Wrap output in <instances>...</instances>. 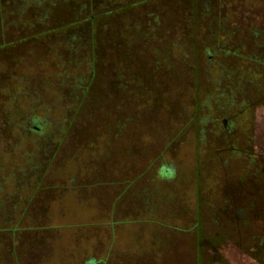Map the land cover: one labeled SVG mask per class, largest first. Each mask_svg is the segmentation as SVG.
<instances>
[{
  "label": "rangeland",
  "instance_id": "obj_1",
  "mask_svg": "<svg viewBox=\"0 0 264 264\" xmlns=\"http://www.w3.org/2000/svg\"><path fill=\"white\" fill-rule=\"evenodd\" d=\"M43 8L38 23L30 8L22 23L0 18V264H264V214L249 213L252 188L228 183L264 132V76L222 75L227 58L212 66L206 49L219 18L262 20L264 0ZM90 8L108 13L77 22ZM224 77L249 81L237 108Z\"/></svg>",
  "mask_w": 264,
  "mask_h": 264
},
{
  "label": "flooded vegetation",
  "instance_id": "obj_2",
  "mask_svg": "<svg viewBox=\"0 0 264 264\" xmlns=\"http://www.w3.org/2000/svg\"><path fill=\"white\" fill-rule=\"evenodd\" d=\"M239 11V13H242V6L234 10ZM259 11V10H258ZM257 16H255V19H250L249 16H246V19H234L231 21H225L222 19H218L215 24V29H213L212 33H209L210 36H213L216 38V42L212 44V47H207V52H210L208 56V61L212 64V66L215 65L216 62H213L214 59L219 60L220 57H224L226 60V63L223 65L224 71L222 75L229 76L231 68L234 70L236 69V66H238V70L240 71V75L247 71L248 74L243 75H249L250 76H264V18L262 20H258L257 17L261 16L262 13H258ZM264 11L261 9V12ZM240 15V14H239ZM264 16V12H263ZM188 28L193 29V23L194 22H188ZM211 23L208 24L207 29H210ZM255 39V43L253 46L252 56H248L249 53V46H247L244 42L245 39ZM215 40V39H214ZM228 57L233 58V62L229 61ZM229 64H228V63ZM244 62H248L244 63ZM233 64L234 66L232 67ZM219 62L217 63V66H220ZM264 81V78L262 79ZM245 82H249L248 79H243L240 83H236L235 80H229V78H222L220 81V91L222 92L221 96H223V99L225 101V105L230 108H237L239 107L237 102H242V92L244 90ZM264 88V87H263ZM239 94V96H238ZM246 107V105H244ZM236 113L234 114H228L225 115L222 118V130L226 131V135H231L235 133L237 130H235V126L238 124L236 123ZM262 120V119H261ZM38 121V119H37ZM30 123L27 121L25 123L24 131L25 130H38L39 127L37 125V122L32 119ZM264 132H257L255 134L254 140V147L256 149L254 157L251 158L250 156V163L248 166H241L239 170H237L233 177L234 179L231 180V182H228L231 186V189L229 193L235 196L238 189H236L237 185L243 183L244 187H250L254 189V191H251L250 195H253L255 197V200L253 201V207L252 211L249 213L254 214V216H257V213L262 215L264 214V187L261 188V191L256 190L258 187V184L261 179H264V143L263 146H261L259 143H257V140H264ZM82 134L80 133L79 136ZM74 138V137H73ZM49 144L47 142L43 143L42 147L45 149ZM50 150V149H49ZM45 151H48V149H45ZM248 154H253L250 149H248ZM51 152V150H50ZM238 153V154H237ZM239 151L236 150L235 155H239ZM55 154V153H54ZM259 156V157H257ZM45 157V156H41ZM159 173L162 175H171V169L167 168V171L164 170V168L159 171ZM229 180V179H228ZM35 182H38V180H35ZM236 198V197H235ZM233 203V202H230ZM261 204V206L259 205ZM226 208V207H225ZM261 210L260 212H258ZM225 213V211H224ZM243 215V211L238 210L236 212V215L230 216L228 212L225 214L226 217H229L230 220H234L236 218L241 219ZM255 234V233H254Z\"/></svg>",
  "mask_w": 264,
  "mask_h": 264
},
{
  "label": "trees",
  "instance_id": "obj_3",
  "mask_svg": "<svg viewBox=\"0 0 264 264\" xmlns=\"http://www.w3.org/2000/svg\"><path fill=\"white\" fill-rule=\"evenodd\" d=\"M52 0H0V18L1 19H11V21L16 22V23H22L23 17L31 13V19L38 23V21L46 20L49 16V9L48 8H43V5H46L47 3H51ZM106 1V0H102ZM107 2L111 3V0H107ZM104 3V2H103ZM45 7V6H44ZM31 9V12L28 13V9ZM90 12L84 16L80 17L77 19V22H88L93 24L94 21L99 18L101 15H106L108 12L101 11V13H94L93 8L89 9ZM23 20V21H22ZM153 19L146 18L145 20L142 21V23H148L150 24L153 22ZM110 35H105V38L109 39ZM98 38L100 39L101 43V37L98 35ZM167 171V169L165 170ZM34 262V261H32ZM95 260L92 259L89 261L88 264H94ZM29 264H31L29 262Z\"/></svg>",
  "mask_w": 264,
  "mask_h": 264
}]
</instances>
